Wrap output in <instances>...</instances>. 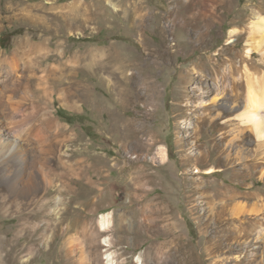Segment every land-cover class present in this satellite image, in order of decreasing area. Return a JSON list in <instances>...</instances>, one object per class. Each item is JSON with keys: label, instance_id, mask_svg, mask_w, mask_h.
I'll use <instances>...</instances> for the list:
<instances>
[{"label": "rangeland", "instance_id": "374dc122", "mask_svg": "<svg viewBox=\"0 0 264 264\" xmlns=\"http://www.w3.org/2000/svg\"><path fill=\"white\" fill-rule=\"evenodd\" d=\"M204 1L0 0V132L17 145L1 154L0 264H264V143L245 95L193 68L264 0ZM106 53L113 68L87 64ZM227 197L242 213L216 230Z\"/></svg>", "mask_w": 264, "mask_h": 264}, {"label": "bare ground", "instance_id": "6f19581e", "mask_svg": "<svg viewBox=\"0 0 264 264\" xmlns=\"http://www.w3.org/2000/svg\"><path fill=\"white\" fill-rule=\"evenodd\" d=\"M205 1L202 0V3ZM255 19L250 21V23L242 30V28H238L237 26H232L228 28V38L225 40L226 43H233L232 47H226V46H219L218 47V54H221L223 57L217 60L213 61V64H211L208 60L207 62L202 61V56L198 57L197 62L194 63V70L199 73L198 80L201 82V85L206 80L207 75L201 74L206 69L208 70L210 76H218V80L213 83V89H220L221 87L223 89L229 88L230 89V96H244L247 105V110L244 112H241L239 117H241L242 121L244 123H250L253 127L255 136V141H257L258 144L264 143V82H263V75H256L252 72H249V67L246 64L248 62L252 67L257 66L259 63L254 59L256 56V53L261 54V58H259L261 62L264 63V16L261 13H258L257 15H254ZM252 17V18H253ZM181 21V20H180ZM179 21V22H180ZM238 22L239 25H241L242 20H232L230 23ZM243 26V25H241ZM247 33V40L245 45L248 46V49L245 50L244 55L240 56L239 54L236 55L232 49L237 43V39L240 37H243V34ZM197 46L202 47V51L205 53L209 49V43H211L212 39L208 38L206 35H200L196 38ZM225 43V44H226ZM174 44V43H173ZM228 50V52H231L227 57H224V51ZM30 55L31 53H38L40 51L39 45H33L30 44L29 46ZM25 53V52H24ZM24 55V54H23ZM27 55V56H28ZM105 58L102 61L94 60L90 57V61L87 64H96L97 67L99 65H102V68L104 70V67L107 68H113V63L111 62L110 54L106 53ZM20 54L18 51L13 50V57H18ZM207 59L211 58V55L206 56ZM236 57H239L238 63H236L235 59ZM6 57H0V60H7ZM210 63V65L206 64ZM264 66V65H263ZM95 68V67H94ZM255 68V67H254ZM253 68V69H254ZM67 69H70V67H67ZM257 69V68H256ZM54 70V67H49V71ZM259 70V69H258ZM253 71V70H252ZM43 81H47V77H43ZM187 79L190 81V78L187 77ZM148 83V81H147ZM149 84H147V87ZM38 90H47L46 86L42 83H38L37 86ZM196 87V86H195ZM242 89V92H237V89ZM203 89V88H202ZM234 92V94H233ZM187 105V104H186ZM191 106V103H190ZM230 108V107H228ZM231 111V110H226ZM230 120H234L233 118H229ZM2 135L4 134V130L0 132ZM10 134L3 135V142H0V161L5 160L4 155H1L3 152H5V155H10L13 152H16L17 145L15 143L10 144L8 141L10 138ZM248 159V158H247ZM226 163V161H225ZM198 171V170H197ZM211 171V170H210ZM33 190V189H32ZM35 190V189H34ZM224 193L219 191L214 196L221 197ZM200 196H198L199 198ZM16 198V197H15ZM190 200V199H189ZM230 197H227L220 200L217 204L216 210L227 212L228 210L231 213H227V216L221 218L225 219L224 222L220 219H216V226L215 229L223 230L226 227H229L231 224V219H233L235 216H238L242 213L241 210H236V208H228V203L230 201ZM14 203L13 201H11ZM204 211L206 209H203ZM253 219L249 218L247 223H252ZM110 223L109 219V213H102L99 217V225L100 227L105 230ZM245 231V230H244ZM236 234L241 235V232L239 230L236 231V229L230 230V234ZM246 232L244 233V236H246ZM103 241L107 242V237L103 239ZM105 262L104 264H113L112 259V253L107 252L104 256ZM137 264H141V258L139 255L136 256Z\"/></svg>", "mask_w": 264, "mask_h": 264}, {"label": "trees", "instance_id": "16d2710c", "mask_svg": "<svg viewBox=\"0 0 264 264\" xmlns=\"http://www.w3.org/2000/svg\"><path fill=\"white\" fill-rule=\"evenodd\" d=\"M58 112H60V111H58Z\"/></svg>", "mask_w": 264, "mask_h": 264}]
</instances>
